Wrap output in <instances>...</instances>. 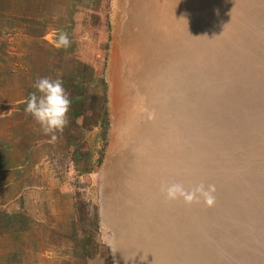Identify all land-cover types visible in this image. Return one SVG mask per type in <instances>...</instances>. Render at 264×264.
<instances>
[{
    "label": "rangeland",
    "instance_id": "rangeland-1",
    "mask_svg": "<svg viewBox=\"0 0 264 264\" xmlns=\"http://www.w3.org/2000/svg\"><path fill=\"white\" fill-rule=\"evenodd\" d=\"M86 3L0 0V264H264V0ZM57 75L53 142L24 101Z\"/></svg>",
    "mask_w": 264,
    "mask_h": 264
},
{
    "label": "clouds",
    "instance_id": "clouds-1",
    "mask_svg": "<svg viewBox=\"0 0 264 264\" xmlns=\"http://www.w3.org/2000/svg\"><path fill=\"white\" fill-rule=\"evenodd\" d=\"M70 39L67 33L60 32L56 37L57 48H68ZM34 91L30 92L24 101V111L39 125L42 134L49 136L51 141L57 139V134L63 132L68 124V112L71 100L65 90L63 81L59 75L37 77L32 84ZM168 199L183 198L185 202H191L197 193L206 198V203L211 204L212 198L209 192L202 188L194 191H185L180 184H171L165 189ZM134 257V256H133ZM131 257L126 262L131 260Z\"/></svg>",
    "mask_w": 264,
    "mask_h": 264
},
{
    "label": "crops",
    "instance_id": "crops-1",
    "mask_svg": "<svg viewBox=\"0 0 264 264\" xmlns=\"http://www.w3.org/2000/svg\"><path fill=\"white\" fill-rule=\"evenodd\" d=\"M86 1L87 0H71V2L72 3H74L75 4V6H74V11H75V8L77 7V6H80V5H85V3H86ZM87 4V3H86ZM90 4V3H89ZM77 5V6H76ZM71 8L73 7V6H70ZM84 7V6H83ZM85 9H86V7H84ZM73 9V8H72ZM84 9V10H85ZM73 11V12H74ZM75 15V19L76 18H78L79 16H80V14L79 13H75L74 14ZM63 27H68L67 26V24L65 25V26H60L57 30H55V39L52 41V44L56 47V37L58 36V34L60 33V32H62V30H63ZM57 48V47H56ZM60 51L62 52V51H65V49L64 48H59V50H56V52H59L60 53ZM61 54V53H60ZM62 59H63V57H61ZM6 126V128H8V127H10L8 124L7 125H5ZM13 127H14V125H13ZM9 129V128H8ZM10 129H13V128H10ZM9 132V133H8ZM8 132H5L4 131V129L3 130H0V142H3V144L2 145H0V162L1 161H3L4 160V158H9V159H13V156H14V154H12L13 153V151H12V147L14 148V139H15V137H16V135H15V132H13V130L11 131V130H8ZM12 143V145H8V147H10V150H11V152L10 151H6V146H7V144L6 143ZM21 148V147H20ZM39 148H40V145H39ZM41 149V148H40ZM21 151H22V155H23V157H24V155H25V159L27 160L28 159V157L30 158V150H26V151H24V147H22L21 148ZM9 152V153H8ZM24 159V160H25ZM42 165H43V163H42ZM45 165V164H44ZM44 165H43V167H44ZM42 169V167L40 166V170ZM14 175V174H13ZM14 178H16L15 177V175L13 176V177H11V180L10 181H12V182H10L9 183V190H10V192H14L15 190H17L16 191V193L17 194H20L19 193V191H18V189H20V188H24L25 187V189L26 190H28V188L26 187V185H25V183L24 182H22L21 180H18L17 178L16 179H14ZM3 183V181H0V186L1 185H3L2 184ZM45 191V190H44ZM43 198V201H44V197H42ZM8 199H11V197H9ZM0 200H3V196L2 195H0ZM58 200V199H57ZM12 201H14V200H12ZM11 200H9V201H7V203L9 204V203H11L12 202ZM40 201V204L42 203L41 202V199L39 200ZM6 203V202H5ZM41 216H43V215H41ZM42 220V219H41ZM40 220V221H41ZM1 237V236H0Z\"/></svg>",
    "mask_w": 264,
    "mask_h": 264
}]
</instances>
